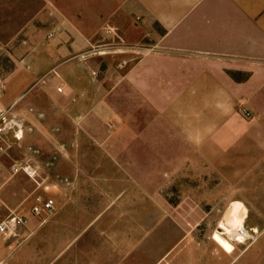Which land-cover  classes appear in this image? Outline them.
Listing matches in <instances>:
<instances>
[{
    "label": "crops",
    "instance_id": "obj_1",
    "mask_svg": "<svg viewBox=\"0 0 264 264\" xmlns=\"http://www.w3.org/2000/svg\"><path fill=\"white\" fill-rule=\"evenodd\" d=\"M45 2L54 8L55 39L36 31L18 62L14 48L0 42V117L28 124L19 140L13 130L0 135V220L24 218L0 233V264H206L198 223L171 213L156 194L159 166L180 172L196 160L240 192L231 193L232 222L263 232L264 0ZM106 25L117 29L121 43L86 55L88 46L111 47ZM150 43L154 51L141 54ZM130 86L140 102L147 95L145 101L161 103L151 134H166V141L112 143L103 127L62 126L110 118L112 94ZM47 113L56 121H47ZM163 150L167 158L159 159ZM17 161L36 167V176L13 173ZM129 162L134 175L124 168ZM60 176L72 181L70 191L39 192L43 181ZM35 194L52 199L53 210L32 213ZM257 253L264 257V241Z\"/></svg>",
    "mask_w": 264,
    "mask_h": 264
},
{
    "label": "rangeland",
    "instance_id": "obj_2",
    "mask_svg": "<svg viewBox=\"0 0 264 264\" xmlns=\"http://www.w3.org/2000/svg\"><path fill=\"white\" fill-rule=\"evenodd\" d=\"M24 1L25 0H0V42L8 48H14L16 62L21 60L23 55L28 52H23V47L29 45V43L33 40V36L36 35V31H40L43 33V35H45L47 32L52 34L49 36L47 33L48 35L45 36V40L55 39V37H57L55 36L57 31L55 33L53 28L56 22V19H54L55 12H52V10L54 11V8L47 5L45 0L44 4L41 0H38L40 5L43 4L42 6L35 5L37 0H26L27 3L28 1H33V4H27V6H25ZM57 16L59 15L57 14ZM109 27H111V25H106L104 27L103 30L105 33H108L106 31L109 29ZM109 34H111L113 38L111 47H109L108 44L103 47L101 46L99 49H93L92 47L88 46L83 52L87 55L91 51L103 53L108 50L117 49L116 47L121 43L117 37L118 35L113 32H110ZM154 48V44H144L140 47V51L141 54L142 51L143 53L148 54L154 51ZM12 50L13 49H11V51ZM72 55L73 53L62 54L60 55V58L61 60H66ZM96 73L97 71H92V74ZM115 91L117 92L112 94V115L110 118L85 119L84 124L81 122V120H73L72 122L65 120L62 122V126L88 125L95 129L103 127L104 131H106V133L111 136L112 143H133L135 142L136 138L138 139V137H142L143 140L148 142L154 137L160 139L161 141L167 140L166 134H151V132H154L153 129L158 127L156 125L157 123L152 121H154L156 118L158 119V106L161 105V103L145 101V99L149 97L147 95H144V100L140 102L138 98L140 99L141 97L139 95H135L134 86H130L129 88L123 90L118 88ZM58 92L62 93L60 91ZM177 105L179 106V104H176L175 106ZM183 105L186 106L187 104L182 103L181 107ZM182 110L183 111L179 113L186 114V110ZM5 114L7 115V113ZM3 117L8 120L14 119L20 122L22 125V132L24 126H28V124H26L21 118L10 115H3ZM49 117H51V121H56V118L53 117L51 113H47V121H49ZM0 122L2 123L1 117ZM47 124L55 127L53 126L54 123L50 124L47 122ZM9 130H13L11 131L13 138L15 140H19L14 137V131L17 130L16 127H11L8 129L6 128L3 133L0 132V135L5 136V133L10 132ZM64 136L65 135H63V137ZM182 151L183 150H175V153L181 154ZM126 152H131L132 154L134 153L133 150H128ZM144 152L149 157L151 150L148 149ZM160 152L163 154L160 155L159 159H161L162 156L167 158V150ZM189 153L192 158L199 159L198 151L190 150ZM132 157L127 155L125 158H131L133 161L134 157ZM114 158L116 159V157ZM131 163L133 165L132 167L129 166ZM133 167V162H129L128 166L124 167L127 171L126 173H131L134 175ZM146 168H148V166H146ZM144 175L145 172H143V187L146 188L147 185L149 187L151 184L149 181V176L147 174L145 176ZM158 178L159 181L156 183L158 187V193L156 194L158 195L160 202L171 213H174V215L182 216L187 220H190L192 224L198 223L194 226V230L198 232L197 241L202 239L203 236H206V241H202L200 246L201 250L205 248L204 252L207 256L206 264H224L230 259L232 260L230 264H264V257L258 256L257 253L258 244L264 241V231L258 235L260 232L258 229L246 228L249 237L240 243H233L226 237L227 230L229 228L236 227L238 224L232 222L233 214L229 207L237 200L232 196L231 193L240 192L236 187H233L230 182L224 180L211 168L202 165L199 160H196L195 162L192 161L190 167L180 172H172L171 167L168 168L167 166L161 165L158 167ZM62 179L63 178L60 176L52 181L49 180L50 182L47 180L43 181L40 187H38V189H42L43 191L40 190L39 192H45L44 190H49L50 188H54L56 186L58 189L62 187L65 188V191H70L74 187L72 181L68 178V181ZM152 185L155 187L154 182ZM223 211H226L227 213L225 220H219L215 224L214 222H212L213 224L209 223L211 217L215 215H221ZM216 232L217 235L214 234ZM256 239L258 241L254 246H248V244L254 242ZM261 258H263V260H261Z\"/></svg>",
    "mask_w": 264,
    "mask_h": 264
},
{
    "label": "built area",
    "instance_id": "obj_3",
    "mask_svg": "<svg viewBox=\"0 0 264 264\" xmlns=\"http://www.w3.org/2000/svg\"><path fill=\"white\" fill-rule=\"evenodd\" d=\"M110 26V25H108ZM117 29L115 27H109L106 32L110 33H117ZM49 34V33H48ZM52 34L50 33L49 36ZM58 90H61V88H58ZM240 114L243 116L250 117L251 113L248 111L246 107L241 106L240 107ZM2 124H5L4 130L6 128H11V127H16V131H14V137L16 139H20L21 133H22V125L20 122L14 120V119H6L5 117L2 116ZM0 132H4L0 130ZM11 171L13 173H18L22 172L30 177H35L37 174V169L36 167H33L28 161H17L14 163L11 167ZM42 208L45 210L51 212L54 208V203L52 199L49 198H43L40 194H35L33 197V205L31 206V211L34 214H40ZM24 222V218L21 215L17 214H10L8 215L5 219L0 220V233L5 232L7 229H13L17 225L21 224ZM226 237L229 241L233 243H240L243 242L245 239H247L248 236V231L245 226H243L241 223L237 224L236 227L234 228H229L226 232Z\"/></svg>",
    "mask_w": 264,
    "mask_h": 264
}]
</instances>
